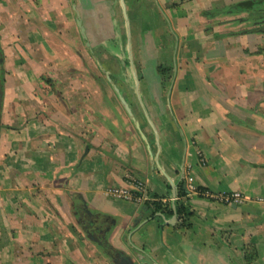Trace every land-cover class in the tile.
<instances>
[{
    "label": "crops",
    "instance_id": "crops-1",
    "mask_svg": "<svg viewBox=\"0 0 264 264\" xmlns=\"http://www.w3.org/2000/svg\"><path fill=\"white\" fill-rule=\"evenodd\" d=\"M244 1L0 0V264H264V69L219 17ZM130 182L163 208L106 194Z\"/></svg>",
    "mask_w": 264,
    "mask_h": 264
},
{
    "label": "rangeland",
    "instance_id": "rangeland-1",
    "mask_svg": "<svg viewBox=\"0 0 264 264\" xmlns=\"http://www.w3.org/2000/svg\"><path fill=\"white\" fill-rule=\"evenodd\" d=\"M250 0L244 1L242 3H238L237 5L229 8L230 11L227 12V14H225V17L223 16H219L221 18H226L227 16L232 17L233 14L231 13L232 8L233 9H237V8H241L243 6L246 5V2H249ZM261 4L264 3V1H260ZM240 6V7H239ZM251 6V5H250ZM250 6H246L247 8ZM262 9H264V5L260 6ZM234 19L236 20V34H244V32L246 31H255V34H250L249 38H250V42L246 43L247 47L246 49L241 48V52L242 53H248L250 54V56H246L245 61H241L239 62L240 66L242 69H250L252 71H254V73H257L258 69H264V62L260 61L262 60L261 57H254L255 55H253V53H257V51H260L259 54L264 55V34H259L261 32H258V30L262 31V33H264V10H247V11H236L234 12ZM227 15V16H226ZM240 23V24H239ZM257 30V31H256ZM239 37V35H238ZM238 40V38H236ZM261 39V41L263 42L262 44H258L259 40ZM241 46V45H240ZM251 48V49H249ZM245 50V51H244ZM239 52L236 51V53ZM253 52V53H251ZM246 54V55H248ZM255 79V78H254ZM256 80V79H255ZM256 201V199H255Z\"/></svg>",
    "mask_w": 264,
    "mask_h": 264
},
{
    "label": "built area",
    "instance_id": "built-area-1",
    "mask_svg": "<svg viewBox=\"0 0 264 264\" xmlns=\"http://www.w3.org/2000/svg\"><path fill=\"white\" fill-rule=\"evenodd\" d=\"M185 180L187 182V188L190 193H200L201 192L200 188H198L195 185L194 179L192 176H185ZM106 194L130 201V202L144 203L148 201L143 185L137 182H130L127 186L110 187L106 190ZM217 198L227 204H231V203L238 204V203H242L244 200H247V197L241 192L222 194V195L217 196ZM256 201L264 204V196L257 197Z\"/></svg>",
    "mask_w": 264,
    "mask_h": 264
},
{
    "label": "trees",
    "instance_id": "trees-1",
    "mask_svg": "<svg viewBox=\"0 0 264 264\" xmlns=\"http://www.w3.org/2000/svg\"><path fill=\"white\" fill-rule=\"evenodd\" d=\"M260 1H264V0H250L249 2H246V5L245 6H243L241 8H237V9H233L232 8V11L233 12H236V11L239 12V11H247V10H256V11L264 10V9H262L260 7V6H263L264 3L261 4ZM246 6H250V7L247 8ZM258 52L260 53V51H257V53ZM158 71H159V73L162 76L163 84L164 85L168 84L171 81V79H172V76H171V68L168 67V66H159ZM185 194H186V191L184 189H182L179 192V195L178 196H184ZM146 204L149 207L152 206L154 208V211H158L161 208H163L162 205L159 202H151L150 203L149 201H147ZM170 211H171V213H173L172 210H170ZM176 213L179 216L182 217V226H184L185 225V221L187 220V216H189V210H188V206L183 201H177L176 202ZM255 255L256 254H253V252H251L249 254L246 253L245 261L247 263L252 262L254 260V258H255Z\"/></svg>",
    "mask_w": 264,
    "mask_h": 264
},
{
    "label": "water",
    "instance_id": "water-1",
    "mask_svg": "<svg viewBox=\"0 0 264 264\" xmlns=\"http://www.w3.org/2000/svg\"><path fill=\"white\" fill-rule=\"evenodd\" d=\"M116 91L118 93V96H119L122 104L124 105L125 109L127 110L128 114L132 115V112H131V110H130V108L128 106V103L126 102L125 98L122 96V94L119 92L118 89H116ZM174 197H176V192H174ZM173 209H174V212L176 214V206L175 205H173ZM174 221H176V218H174ZM143 264H147V263H143Z\"/></svg>",
    "mask_w": 264,
    "mask_h": 264
}]
</instances>
